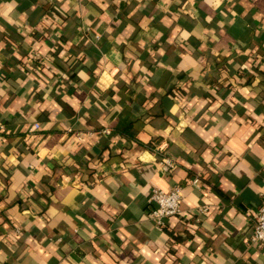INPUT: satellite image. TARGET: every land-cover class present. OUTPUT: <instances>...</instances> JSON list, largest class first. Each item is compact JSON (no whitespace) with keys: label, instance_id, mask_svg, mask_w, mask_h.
I'll list each match as a JSON object with an SVG mask.
<instances>
[{"label":"crops","instance_id":"obj_1","mask_svg":"<svg viewBox=\"0 0 264 264\" xmlns=\"http://www.w3.org/2000/svg\"><path fill=\"white\" fill-rule=\"evenodd\" d=\"M263 199L264 0H0V264H264Z\"/></svg>","mask_w":264,"mask_h":264},{"label":"built area","instance_id":"obj_2","mask_svg":"<svg viewBox=\"0 0 264 264\" xmlns=\"http://www.w3.org/2000/svg\"><path fill=\"white\" fill-rule=\"evenodd\" d=\"M39 125L40 124L38 122H34L31 125V129H36ZM80 136L81 134H78V137ZM163 162L169 167L172 166V162L166 158L163 159ZM199 182L200 179L195 177L191 180V185L197 187ZM181 196L182 187L180 185H174L169 189H162L158 186L151 188L148 196V201L152 203V207L149 211V217L159 229L164 226L170 216L178 215L180 213ZM204 209V207H199L198 211H205ZM249 241L253 243H264V199L256 211L252 231L249 235Z\"/></svg>","mask_w":264,"mask_h":264}]
</instances>
